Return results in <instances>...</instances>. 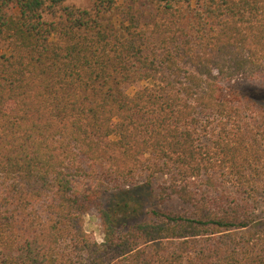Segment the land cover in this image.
<instances>
[{"label":"trees","instance_id":"obj_1","mask_svg":"<svg viewBox=\"0 0 264 264\" xmlns=\"http://www.w3.org/2000/svg\"><path fill=\"white\" fill-rule=\"evenodd\" d=\"M138 1L0 0V264H264V0Z\"/></svg>","mask_w":264,"mask_h":264},{"label":"rangeland","instance_id":"obj_2","mask_svg":"<svg viewBox=\"0 0 264 264\" xmlns=\"http://www.w3.org/2000/svg\"><path fill=\"white\" fill-rule=\"evenodd\" d=\"M93 0H67V3L74 4L79 7H90L92 5ZM139 12L143 15H147L150 13V9L147 6V3H145L143 0H139L136 3ZM152 13H154V9L152 10ZM242 81V85L247 86L249 84L253 85L255 88L258 89L257 94L258 99L260 102L264 103V79L263 78H257L253 79L252 81H245V80H240ZM145 83H134L132 84L131 87L127 88L128 93H133V91L141 86L144 85ZM205 115L200 114V124L202 125L201 130H199L198 137L201 138L202 141L207 142L208 144H211L209 141L212 139L214 136L215 132V127H214V122L209 118H205ZM205 126V128H204ZM219 170V169H218ZM261 176L264 179V167L259 169ZM141 173V172H140ZM219 173V172H218ZM157 181H162L161 178H157ZM97 182H94V184ZM102 188V199L104 201L108 200H119L115 198L116 196H121L123 198V201L120 204V215H126L127 220L129 221L128 223H132L134 221H138L144 218H147V211L150 208H164L163 205H160V203L155 199V192L152 190L151 187L146 185V179L145 175L143 173L138 174L130 184H125L122 186L114 187L111 186L110 184H102L100 187ZM104 191V192H103ZM109 204V203H108ZM126 204V205H125ZM167 208L172 211H179L180 210V205L176 203L175 201L167 204ZM256 219L260 220V217L264 215V204H261L256 213ZM84 227L87 230L88 234L95 239L97 235H100V227H99V221L96 216V213L93 212L91 215L85 216L84 219Z\"/></svg>","mask_w":264,"mask_h":264},{"label":"clouds","instance_id":"obj_3","mask_svg":"<svg viewBox=\"0 0 264 264\" xmlns=\"http://www.w3.org/2000/svg\"><path fill=\"white\" fill-rule=\"evenodd\" d=\"M95 242L98 243V244H102V243H104V238H103V236L97 235V236L95 237Z\"/></svg>","mask_w":264,"mask_h":264}]
</instances>
